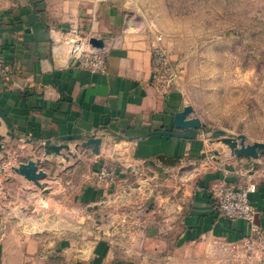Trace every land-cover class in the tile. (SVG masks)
<instances>
[{"label":"crops","instance_id":"1","mask_svg":"<svg viewBox=\"0 0 264 264\" xmlns=\"http://www.w3.org/2000/svg\"><path fill=\"white\" fill-rule=\"evenodd\" d=\"M129 22L111 0H0V60L8 71L0 73V110L20 137L7 136L0 154L17 163L0 180V264H230L248 225L219 217L214 190L224 180L257 182L250 200L264 230L263 160L224 165L204 156L199 136L141 138L176 131L175 114L185 106L154 79L153 43L128 32ZM76 30L104 42L106 73L82 69L64 46L54 53ZM71 135L85 136L70 142L76 158L45 155L47 141ZM91 136L102 139L99 156L80 146ZM160 155L180 163L166 166ZM24 156L39 162L45 177L38 183L17 172ZM101 169L117 182L99 183ZM101 205L102 221L111 224L92 240L77 219L85 209L94 221Z\"/></svg>","mask_w":264,"mask_h":264},{"label":"rangeland","instance_id":"2","mask_svg":"<svg viewBox=\"0 0 264 264\" xmlns=\"http://www.w3.org/2000/svg\"><path fill=\"white\" fill-rule=\"evenodd\" d=\"M111 3L131 20L128 32L144 35L153 44L162 37L171 64L167 82L162 85L172 89L183 106L194 108L193 116L202 122L199 139L205 157L216 156L224 165L238 158L221 138L212 137L218 130L226 131L228 137L244 134L249 143L264 142V0ZM75 32L89 41L92 38ZM25 149L38 147L25 145ZM238 159L247 166L252 163L251 158ZM20 160L28 164L35 158L24 156L17 162ZM258 160L264 161V155ZM114 211L115 207H110L108 213ZM86 213L84 209L77 219L79 232L83 235L92 230L90 237L96 240L111 223L102 221V205L93 209L94 221H87Z\"/></svg>","mask_w":264,"mask_h":264},{"label":"built area","instance_id":"3","mask_svg":"<svg viewBox=\"0 0 264 264\" xmlns=\"http://www.w3.org/2000/svg\"><path fill=\"white\" fill-rule=\"evenodd\" d=\"M162 37L152 44V70L154 79L163 84L171 71L168 54L161 44ZM80 43L76 53L71 45ZM61 46L68 49L71 58H76L82 69L92 73L107 72V54L105 49L94 48L88 39H84L75 31L64 36L63 42L53 46L54 53H61ZM0 73L7 75L8 71L0 60ZM17 163L11 158L0 161V180L7 179L15 170ZM99 183L115 184L117 175L108 169H101L97 174ZM257 191V182L253 179L244 184L222 181L214 190V207L220 218L227 221L243 220L248 225V234L239 246L232 248L231 256L226 259L230 264H264V230L257 223V211L253 206L250 195Z\"/></svg>","mask_w":264,"mask_h":264},{"label":"water","instance_id":"4","mask_svg":"<svg viewBox=\"0 0 264 264\" xmlns=\"http://www.w3.org/2000/svg\"><path fill=\"white\" fill-rule=\"evenodd\" d=\"M90 44L98 49L104 47V42L101 39L95 37L90 39ZM71 48H72V52L76 53L80 48V43H73L71 45ZM193 113H194V108L192 106H186L182 111L177 112L175 114L174 127L176 131H165V130L154 131L146 135H143L141 138H146L152 135H160V136H169L178 139H195L202 133V122L198 117H194ZM0 117L9 128V131L6 133V135L0 132V154H4L5 138L9 136L12 138L20 139V137L14 133L15 131L13 125L10 123L6 115L1 110H0ZM1 124L2 122L0 123V127ZM212 137L214 139L221 138L225 144L230 146V148L233 151V154L238 158H251L253 160H258L260 157L264 155V142L249 143L247 140V136L244 134H241L237 137H228L226 131L218 130L212 134ZM78 139L79 140L85 139V136L71 135V136L61 137L58 140V143L47 141L44 144L45 155L63 156L66 158V160H69L71 156L76 158L77 156L71 152L70 142ZM126 144L127 142L117 145L114 155L116 158L119 156L117 153L118 150L122 149ZM101 145H102L101 138L91 136V137H86V141H84L80 146L84 149L90 150L93 155L99 156L101 152L100 151ZM64 151H67L69 153L68 157L64 155L63 153ZM157 160L158 162L166 166H176L178 163H180L179 159H174L173 157H169L166 155L158 156ZM38 163L34 161H30L28 162V164L22 165L19 169H17V172L22 175H25L29 180L38 183L39 179L45 177L44 173L37 172ZM95 210H97V207H95Z\"/></svg>","mask_w":264,"mask_h":264}]
</instances>
